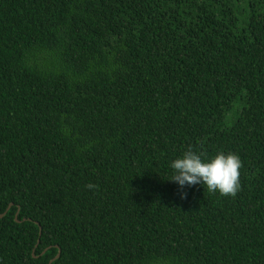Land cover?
I'll return each instance as SVG.
<instances>
[{
	"label": "trees",
	"instance_id": "16d2710c",
	"mask_svg": "<svg viewBox=\"0 0 264 264\" xmlns=\"http://www.w3.org/2000/svg\"><path fill=\"white\" fill-rule=\"evenodd\" d=\"M0 215V264H264V0H0Z\"/></svg>",
	"mask_w": 264,
	"mask_h": 264
},
{
	"label": "clouds",
	"instance_id": "9594fccd",
	"mask_svg": "<svg viewBox=\"0 0 264 264\" xmlns=\"http://www.w3.org/2000/svg\"><path fill=\"white\" fill-rule=\"evenodd\" d=\"M243 163L239 155L229 152H218L210 160L203 158L191 147L183 155L175 159L171 167L174 174L170 180L178 183L183 188L203 184L210 193H219L224 197H235L241 190L240 169ZM87 189H96L97 185L88 184ZM186 194L182 193V198Z\"/></svg>",
	"mask_w": 264,
	"mask_h": 264
},
{
	"label": "water",
	"instance_id": "95a60500",
	"mask_svg": "<svg viewBox=\"0 0 264 264\" xmlns=\"http://www.w3.org/2000/svg\"><path fill=\"white\" fill-rule=\"evenodd\" d=\"M8 207H9V206H8ZM8 207H7V209H8ZM7 209H6V210H7ZM1 216H2V215H0V218H1ZM56 257H57V255L55 256V258H56Z\"/></svg>",
	"mask_w": 264,
	"mask_h": 264
}]
</instances>
